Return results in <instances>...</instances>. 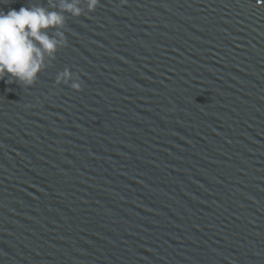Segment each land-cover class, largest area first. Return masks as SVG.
Instances as JSON below:
<instances>
[{
  "label": "water",
  "instance_id": "1",
  "mask_svg": "<svg viewBox=\"0 0 264 264\" xmlns=\"http://www.w3.org/2000/svg\"><path fill=\"white\" fill-rule=\"evenodd\" d=\"M80 6L0 79V264H264V0Z\"/></svg>",
  "mask_w": 264,
  "mask_h": 264
},
{
  "label": "clouds",
  "instance_id": "2",
  "mask_svg": "<svg viewBox=\"0 0 264 264\" xmlns=\"http://www.w3.org/2000/svg\"><path fill=\"white\" fill-rule=\"evenodd\" d=\"M82 0H50L45 5L31 3L19 10L0 11V79L8 76L23 86H32L39 74L55 59L60 49L68 46L67 13L84 15ZM87 12L95 11L101 0H86ZM127 0H122L126 3ZM49 29L52 32H49ZM47 57V61H46ZM71 72V77L69 73ZM57 84H69L82 90L84 81L77 72L63 70L56 76Z\"/></svg>",
  "mask_w": 264,
  "mask_h": 264
}]
</instances>
